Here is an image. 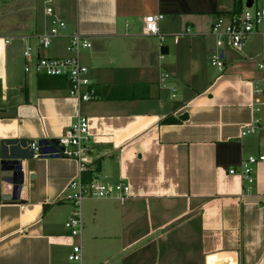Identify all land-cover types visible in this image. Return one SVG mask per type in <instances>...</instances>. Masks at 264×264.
Wrapping results in <instances>:
<instances>
[{
  "label": "crops",
  "instance_id": "crops-1",
  "mask_svg": "<svg viewBox=\"0 0 264 264\" xmlns=\"http://www.w3.org/2000/svg\"><path fill=\"white\" fill-rule=\"evenodd\" d=\"M43 3L0 0V141L57 140L78 115L88 119L84 180L129 191L123 203L82 204L85 264H264V163L252 185L228 173L264 153V36L241 55L225 50L222 71L210 64L211 26L237 13V0H60L54 14L67 31L45 50ZM156 14L162 43L143 33ZM75 31L91 43L80 59L98 96L78 109L66 79L26 74L22 57L27 45L67 57ZM170 118L178 124L163 123ZM255 120L256 132L241 137ZM29 174L25 202L0 201V264H69L77 239L60 198L78 163L33 158Z\"/></svg>",
  "mask_w": 264,
  "mask_h": 264
},
{
  "label": "built area",
  "instance_id": "built-area-1",
  "mask_svg": "<svg viewBox=\"0 0 264 264\" xmlns=\"http://www.w3.org/2000/svg\"><path fill=\"white\" fill-rule=\"evenodd\" d=\"M44 15L50 18V27L46 32L38 36V45L41 49H48L52 41L60 38L67 31L65 22L56 18L53 9V0H44ZM246 4V3H245ZM163 15H148L143 20V33L146 36L157 37L163 42L159 34L158 23L162 21ZM217 51L211 56L210 64L217 70L224 68L225 50L243 54L247 41L254 35L264 36V7L255 8L252 6L243 8L232 14L229 18H218L211 26L210 34ZM91 48L87 35L78 31L68 36L66 52L69 54L64 58L41 57L34 54L33 48L27 45L22 57L25 61L24 72L45 78L66 79L69 88L68 96L76 101L77 109L80 103H88L98 99L95 84L89 77V69L81 62L80 54ZM258 58L257 69L264 72V54ZM264 83V79L260 80ZM255 83V94H261L262 90ZM255 120L247 124L241 131V137L252 135L258 128ZM89 124L88 119L78 115L77 120L68 128L55 143H49L53 151L41 152L38 142H32L28 147L33 151V158L46 156L68 157L77 161L78 175L71 180L60 201L68 203L71 207L69 217L64 223L65 229L71 238L77 239V243L71 246L67 256L69 264H83V246L81 235L83 231L82 204L86 200H117L124 202L128 195L129 187L123 182L108 184L99 180L98 177L90 178L87 181L83 178L86 170L82 157L90 151L89 146ZM264 163V153L257 156H249L241 162L239 169H231L229 175H238L240 179L252 185L255 182L253 176L254 168Z\"/></svg>",
  "mask_w": 264,
  "mask_h": 264
},
{
  "label": "water",
  "instance_id": "water-1",
  "mask_svg": "<svg viewBox=\"0 0 264 264\" xmlns=\"http://www.w3.org/2000/svg\"><path fill=\"white\" fill-rule=\"evenodd\" d=\"M245 3L249 8L253 0H245ZM55 141L40 140L38 145L41 146V152L53 151L46 146ZM31 143L28 140L0 141V201L25 202L29 182L34 179L29 174L30 162L33 160V151L28 147Z\"/></svg>",
  "mask_w": 264,
  "mask_h": 264
},
{
  "label": "rangeland",
  "instance_id": "rangeland-1",
  "mask_svg": "<svg viewBox=\"0 0 264 264\" xmlns=\"http://www.w3.org/2000/svg\"><path fill=\"white\" fill-rule=\"evenodd\" d=\"M60 0H53V9H54V11L56 10L57 11V7H58V5H59V7H61V5H60ZM254 4H255V8H262L263 6H264V2L262 1V0H254ZM62 8V7H61ZM230 50H227V54H229V53H233V54H236V53H234V52H232V51H230ZM33 76H35V75H33ZM41 78H45V77H41ZM101 179H102V176H101ZM103 180V179H102ZM84 203V202H83ZM149 261H151V259H148L147 260V263L149 264L150 262ZM86 262H84V253H83V264H85Z\"/></svg>",
  "mask_w": 264,
  "mask_h": 264
},
{
  "label": "trees",
  "instance_id": "trees-1",
  "mask_svg": "<svg viewBox=\"0 0 264 264\" xmlns=\"http://www.w3.org/2000/svg\"><path fill=\"white\" fill-rule=\"evenodd\" d=\"M239 4H240V0H237V5H236V9L237 11L236 12H239L240 9H239ZM179 121L173 119V118H170V119H165L163 120V123H169V124H178Z\"/></svg>",
  "mask_w": 264,
  "mask_h": 264
}]
</instances>
